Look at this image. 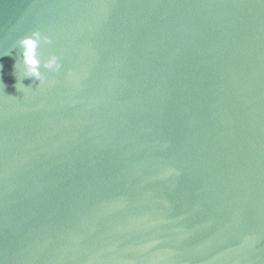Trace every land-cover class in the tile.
Returning a JSON list of instances; mask_svg holds the SVG:
<instances>
[{"label":"water","instance_id":"95a60500","mask_svg":"<svg viewBox=\"0 0 264 264\" xmlns=\"http://www.w3.org/2000/svg\"><path fill=\"white\" fill-rule=\"evenodd\" d=\"M3 53L0 264H264V0H0Z\"/></svg>","mask_w":264,"mask_h":264},{"label":"clouds","instance_id":"9594fccd","mask_svg":"<svg viewBox=\"0 0 264 264\" xmlns=\"http://www.w3.org/2000/svg\"><path fill=\"white\" fill-rule=\"evenodd\" d=\"M16 46L19 49V60L16 67L22 64V75L25 77H33L39 81V85L46 80V73H58L62 67L60 58L55 52H47L45 54V46H50L53 39L48 34L41 32L39 29L31 31L30 34L23 35L16 40ZM3 53L0 55H6ZM43 69L44 71H41ZM71 75V73H69ZM22 90V85H17Z\"/></svg>","mask_w":264,"mask_h":264}]
</instances>
